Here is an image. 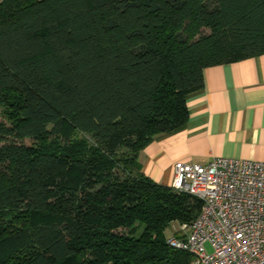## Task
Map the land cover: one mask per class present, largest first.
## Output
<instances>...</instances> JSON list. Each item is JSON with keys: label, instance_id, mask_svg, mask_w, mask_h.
I'll return each instance as SVG.
<instances>
[{"label": "trees", "instance_id": "16d2710c", "mask_svg": "<svg viewBox=\"0 0 264 264\" xmlns=\"http://www.w3.org/2000/svg\"><path fill=\"white\" fill-rule=\"evenodd\" d=\"M262 53L264 0H3L0 264H190L165 230L201 201L139 153L204 68Z\"/></svg>", "mask_w": 264, "mask_h": 264}, {"label": "crops", "instance_id": "0c3cea01", "mask_svg": "<svg viewBox=\"0 0 264 264\" xmlns=\"http://www.w3.org/2000/svg\"><path fill=\"white\" fill-rule=\"evenodd\" d=\"M202 74V87L185 98V124L154 136L139 153L142 173L160 185L171 186L177 161L264 162V53Z\"/></svg>", "mask_w": 264, "mask_h": 264}, {"label": "built area", "instance_id": "2783aa9c", "mask_svg": "<svg viewBox=\"0 0 264 264\" xmlns=\"http://www.w3.org/2000/svg\"><path fill=\"white\" fill-rule=\"evenodd\" d=\"M170 187L201 201L197 217L167 240L190 264H264V162L177 161Z\"/></svg>", "mask_w": 264, "mask_h": 264}, {"label": "rangeland", "instance_id": "374dc122", "mask_svg": "<svg viewBox=\"0 0 264 264\" xmlns=\"http://www.w3.org/2000/svg\"><path fill=\"white\" fill-rule=\"evenodd\" d=\"M3 0H0V3L2 2ZM1 108H0V120L3 119L2 115H1ZM51 137H49L48 139H50ZM81 138H87L85 135L81 134V133H71L70 136H69V140H77V139H81ZM23 142L27 145H30L31 143H33L32 139H24ZM58 142H60L61 145L65 146L67 144V142H65L64 138H61V137H58ZM179 229V225L177 226V224H172L170 225V227H168L166 230H165V236L166 237H169V236H172L174 234V232L176 233H179L180 231L178 230ZM141 229H139L135 235H137L139 232H140ZM119 232L121 233H126L127 230L125 229H122L120 230Z\"/></svg>", "mask_w": 264, "mask_h": 264}]
</instances>
